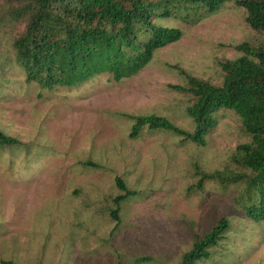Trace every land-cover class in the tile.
<instances>
[{
    "label": "rangeland",
    "instance_id": "1",
    "mask_svg": "<svg viewBox=\"0 0 264 264\" xmlns=\"http://www.w3.org/2000/svg\"><path fill=\"white\" fill-rule=\"evenodd\" d=\"M8 2L0 0V131L20 145L0 146V264H178L223 218L226 239L198 264H264V223L239 208L254 190L235 181L236 148L250 136L233 111L215 113L204 146L148 125L129 136L130 117L150 115L194 133L190 95L169 86L186 85L185 74L221 85L220 63L241 55L235 46L263 40L245 10L161 2L170 16L154 23L182 36L139 73L49 90L27 83L16 62L23 25L7 16ZM117 178L134 192L119 204Z\"/></svg>",
    "mask_w": 264,
    "mask_h": 264
},
{
    "label": "trees",
    "instance_id": "2",
    "mask_svg": "<svg viewBox=\"0 0 264 264\" xmlns=\"http://www.w3.org/2000/svg\"><path fill=\"white\" fill-rule=\"evenodd\" d=\"M230 1L246 12L247 25L263 36L262 42L235 46L241 55L220 63L221 85L185 74L186 85H170L177 92L190 95L187 115L195 124L187 133L161 116H131L135 121L130 138L143 126L165 131L200 146L216 126L215 113L233 111L241 121L250 142L236 148V161L243 169L236 182L254 190L249 203L239 208L253 224L264 223V0H10L7 16L23 25L12 46L15 59L26 82L41 88L75 87L95 76L109 74L115 81L130 78L144 69L154 52L177 42L182 32L154 23L168 18L169 6L161 2L204 8L214 13ZM183 9V10H184ZM1 16V15H0ZM1 22V17H0ZM19 140L0 131V146H19ZM205 177V176H204ZM199 180L198 187L201 188ZM125 194L119 204L134 194L116 179ZM235 182V183H236ZM118 209L113 211L116 218ZM230 224L221 219L210 232L197 237L178 264H198L212 257V249L224 239ZM1 264H14L2 261Z\"/></svg>",
    "mask_w": 264,
    "mask_h": 264
}]
</instances>
